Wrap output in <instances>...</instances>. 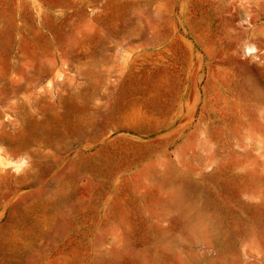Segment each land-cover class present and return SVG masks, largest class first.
<instances>
[{
    "label": "rangeland",
    "instance_id": "rangeland-1",
    "mask_svg": "<svg viewBox=\"0 0 264 264\" xmlns=\"http://www.w3.org/2000/svg\"><path fill=\"white\" fill-rule=\"evenodd\" d=\"M0 264H264V0H0Z\"/></svg>",
    "mask_w": 264,
    "mask_h": 264
}]
</instances>
